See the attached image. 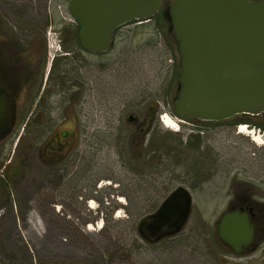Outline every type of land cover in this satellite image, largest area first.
I'll list each match as a JSON object with an SVG mask.
<instances>
[{
    "label": "rangeland",
    "instance_id": "obj_1",
    "mask_svg": "<svg viewBox=\"0 0 264 264\" xmlns=\"http://www.w3.org/2000/svg\"><path fill=\"white\" fill-rule=\"evenodd\" d=\"M70 1L0 0V38L9 37L12 25H31L45 51L49 36L61 45L53 30L78 24ZM168 1L149 20L118 27L106 52L74 45L78 94L71 102L53 94L47 104L59 106L53 118H75V168L63 183L58 166L25 162L20 143L18 174L6 185L0 179V264H264V239L255 240V252L235 254L216 232L241 194L262 204L264 221V147L237 131L260 125L249 117L236 123L175 117L179 68L163 14ZM165 113L179 131L161 123ZM27 116L18 114L15 135L0 144V170L15 155ZM178 187L190 196L185 218L169 232L145 228Z\"/></svg>",
    "mask_w": 264,
    "mask_h": 264
},
{
    "label": "water",
    "instance_id": "obj_2",
    "mask_svg": "<svg viewBox=\"0 0 264 264\" xmlns=\"http://www.w3.org/2000/svg\"><path fill=\"white\" fill-rule=\"evenodd\" d=\"M162 0H71L80 46L103 53L114 31L149 20ZM178 55L176 117L221 121L264 113V0H169L163 11ZM3 101L0 97V114ZM182 205L178 224L188 212ZM218 236L236 252L252 242L246 212H224Z\"/></svg>",
    "mask_w": 264,
    "mask_h": 264
},
{
    "label": "flooded vegetation",
    "instance_id": "obj_3",
    "mask_svg": "<svg viewBox=\"0 0 264 264\" xmlns=\"http://www.w3.org/2000/svg\"><path fill=\"white\" fill-rule=\"evenodd\" d=\"M12 26L9 37L5 40L0 38V97L3 101V111L0 114V144L15 135L18 114L26 113L28 116L19 127L21 130L18 131L15 149H13L15 155L3 163L0 179H3L6 185L18 174L20 163H23L19 158L21 153L18 151L22 142L24 149L21 148V151L25 150L23 153L25 162L32 164L34 161H39L47 169L58 166L59 176L64 183L66 174L76 165L77 123L74 116L68 120L57 116L53 118L51 111L59 106L47 104V100L49 96L59 94L60 96L68 95L71 102L75 99L71 100V97H76L78 94L79 85L75 79L78 75L79 53L74 45L77 44L78 49L82 48L77 39L79 26L77 24V28L74 29L53 30L61 45L51 58L44 50L42 36L37 35L31 25ZM247 117L252 118L264 128V113L257 116L234 115L222 121H239ZM37 129L41 130L36 134L34 131L37 132ZM33 136H35L34 141L39 139V147H36L32 141ZM18 158L19 165L16 163ZM2 194L4 195L5 192L2 191ZM186 201L188 208L190 204L188 192L181 187L174 189L161 202L158 211L148 217L154 221L151 220L145 224V228H152V230L165 228V231L169 232L176 226L171 223L179 217L181 206ZM258 202L242 194L231 200L227 211L246 212L253 229L252 242L243 246L238 252L218 236L235 254L255 252L253 248L255 240L259 242L264 239V221L259 212L262 204ZM4 203L7 204L9 201L5 198Z\"/></svg>",
    "mask_w": 264,
    "mask_h": 264
},
{
    "label": "bare ground",
    "instance_id": "obj_4",
    "mask_svg": "<svg viewBox=\"0 0 264 264\" xmlns=\"http://www.w3.org/2000/svg\"><path fill=\"white\" fill-rule=\"evenodd\" d=\"M163 123H164V126H166L167 128H169L171 130H175V128H176V126H175V123L176 122L171 117H169L168 115L167 116H164ZM239 133L245 134L247 136H250L251 135V132L243 124H241V126H240ZM250 137L257 144H262V140H261V137L260 136L254 134L253 136L251 135ZM89 206L93 207V201H90L89 202ZM116 215H118V214H116ZM87 228H91V226L88 225Z\"/></svg>",
    "mask_w": 264,
    "mask_h": 264
},
{
    "label": "built area",
    "instance_id": "obj_5",
    "mask_svg": "<svg viewBox=\"0 0 264 264\" xmlns=\"http://www.w3.org/2000/svg\"><path fill=\"white\" fill-rule=\"evenodd\" d=\"M47 46H48V54L50 55V56H52L53 55V49L54 48H57V47H59V42L56 40V38L54 37V35H52V36H49L48 37V40H47ZM52 53V54H51ZM161 120H162V122L164 121V116L162 115L161 117ZM179 122H184L182 119H179ZM240 126L241 125H239L238 127H237V131L239 132V129H240ZM246 126V128L251 132V135L253 136L254 134H256V135H258V136H260L261 137V140H262V144H261V146H263L264 147V132H262V134H259V131H260V129H255V128H248V125H245ZM176 127H178L179 128V125L177 124L176 125ZM250 135V136H251ZM263 138V139H262Z\"/></svg>",
    "mask_w": 264,
    "mask_h": 264
},
{
    "label": "trees",
    "instance_id": "obj_6",
    "mask_svg": "<svg viewBox=\"0 0 264 264\" xmlns=\"http://www.w3.org/2000/svg\"><path fill=\"white\" fill-rule=\"evenodd\" d=\"M237 122V120H235V123ZM239 122V121H238Z\"/></svg>",
    "mask_w": 264,
    "mask_h": 264
}]
</instances>
